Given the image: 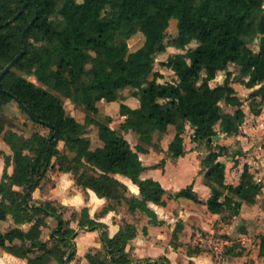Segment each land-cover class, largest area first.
<instances>
[{
  "label": "trees",
  "instance_id": "1",
  "mask_svg": "<svg viewBox=\"0 0 264 264\" xmlns=\"http://www.w3.org/2000/svg\"><path fill=\"white\" fill-rule=\"evenodd\" d=\"M55 13L63 17V25L51 22ZM174 19L178 35L167 41ZM139 31L145 43L131 52L128 42ZM254 42L258 51L250 47ZM169 46L182 51L163 62L178 81L160 82L164 76L155 72L156 60ZM231 64L239 70L235 81L253 90L251 112L264 113V0H0V135L13 152L4 155L6 167L0 181V249L27 259L28 264H48L51 259L65 264L69 253L73 259L70 239L77 230L70 227V220L51 201L33 203L34 192L57 166L71 173L77 186L108 199L102 214L126 206L159 225L150 202L165 206L167 195L201 202L192 185L168 193L158 181L141 179L147 167L140 153L156 148L154 135H166L170 126L176 127L168 149L173 158L187 153V126L193 130L192 141L205 143L209 149L201 164L212 191L207 202L211 213L230 219L239 215L244 203L257 204L263 186L250 167L244 166L237 184H227V166L220 158L229 156L230 149L214 146L217 125L229 136L238 135L247 118L244 102L232 84ZM221 71L227 72L224 83L211 86ZM32 76L37 82L29 79ZM125 89L137 90L141 101L138 108L127 104L120 108L126 117L121 129L137 134L136 149L121 132L96 117L99 103L118 101ZM258 98L263 105H257ZM67 99L85 108V124L67 114ZM13 101L33 123L50 129V134L36 132L27 140L7 129L3 107ZM222 103L235 111L224 113ZM93 124L98 126L102 146L92 143L88 128ZM60 142L68 152L59 148ZM117 174L137 184L141 198L129 196ZM9 216L16 227L5 232L1 223ZM49 217L57 220L53 246L42 237ZM25 224L30 228H22ZM78 226L101 233L103 249L87 253L89 264L136 262L127 251L138 235L135 224H123L111 237L107 224L92 219L84 208ZM260 239L259 254L264 258V235ZM226 252L234 256L235 246Z\"/></svg>",
  "mask_w": 264,
  "mask_h": 264
},
{
  "label": "rangeland",
  "instance_id": "2",
  "mask_svg": "<svg viewBox=\"0 0 264 264\" xmlns=\"http://www.w3.org/2000/svg\"><path fill=\"white\" fill-rule=\"evenodd\" d=\"M51 22L56 25H63L64 19L59 13H55L50 18ZM178 35V21L172 20L171 25L168 31L167 41L176 37ZM129 48L131 52H135L140 49L145 43V36L142 32H138L134 37L129 40ZM197 44L194 43L192 47H195ZM250 47L254 51L259 50V46L257 42L250 44ZM182 51L174 46H169L167 51L163 54H159L156 60V68L155 72L160 73L164 76V78H160V82L170 81L176 82L178 81L177 75L171 69L167 68L163 65V62L169 60V58L175 54L181 53ZM229 71L233 73V86L238 91L244 102V110L247 113V116L251 113V99L250 93L253 90H249L244 84L239 81H235L236 77L239 74L238 67L234 64H231L229 67ZM227 76V72L221 71L218 74L216 80L211 82V86L215 87L219 84H223ZM153 75L151 76V78ZM30 80L37 82L35 77H29ZM137 90L135 89H125L120 92V99L116 102L108 103L106 101H102L99 103V114L96 116L98 120L105 121L110 124V126L123 134V136L131 143L132 147L136 149V145L139 143V139L136 133L130 131L126 132L121 129V125L125 122L126 117L123 116L120 112L121 104H127L132 108H138L141 104L140 97L136 94ZM257 105H263L261 98L255 100ZM65 108L68 115L75 117L79 122L85 124L87 112L85 108L81 105L75 104L71 99L65 100ZM222 109L224 113H233L235 108L227 106L222 103ZM263 109V107L261 108ZM3 112L5 114V118L7 121V129L13 130L18 133L25 139H31L36 132H40L45 136L50 134V129L45 128L42 125L33 123L28 115L24 112V110L20 107V105L13 101L3 107ZM247 122V118L246 121ZM250 127V128H249ZM217 130L219 131L218 138H215V145H224L229 147L230 154L229 156H224L220 158V161L226 163L227 171H226V182H236L240 180L241 174L244 170V166L247 164L250 167V171L255 175L256 181L262 183L264 186V155H262L263 163L261 160H258L257 157L260 156L256 153L257 147L264 143V125L257 131V133L252 132L253 125L249 123V125L243 124L241 126L240 133L238 135H227L221 129L220 125H217ZM171 134L176 133V127L170 126ZM92 143L94 146H102L103 143L98 138V126L93 124L88 128ZM245 131H248L250 134H246ZM168 134V133H167ZM171 134H169L171 136ZM169 135L161 136L160 133H156L154 135V143L156 148H153L154 151L150 154V157L147 159V162L151 165H157L160 169L166 166L167 163L174 165L179 160H182L183 164H176L178 167V172H180V179L186 180L191 178L192 174L194 175H202L204 176V170L202 168L201 161L208 154L209 149L206 144H199L192 141L193 130L190 126L186 127L184 132L185 138V147L187 153L184 157L180 159H175L168 152V147L171 137ZM253 136L257 138V144L252 146L251 139ZM3 136L0 135V151H2L3 147ZM157 146L160 148L158 149ZM162 147H166L167 150ZM216 147V146H215ZM245 147L248 150L244 151ZM59 148L63 152H68L64 142L59 143ZM8 151L13 154L12 150L8 148ZM3 153H0V179L5 171L4 164H2V160L5 161L6 152L3 150ZM240 153V154H238ZM238 157V159H237ZM250 161V164H249ZM198 164L200 166H198ZM229 167V168H228ZM11 170V169H10ZM131 191H127L128 195L131 196ZM83 193L81 187L75 184V180L73 175L69 173V175H64L63 172L59 170V166L52 169L48 173V177L45 181H43L42 186L36 192H34V204H41L45 201H51L60 212L64 213V216L67 220H70V227H73L77 230L76 235L73 240L74 246L71 252L74 253L73 259H71V255L69 260L65 264H80L83 260V251L86 250L89 252L90 250L97 251L102 250L101 244V233L99 230H89L86 228H81L78 226V219L82 212L76 211V209L72 206H64L63 201H65L66 197H73L78 193ZM86 196V195H85ZM166 200H170L167 195ZM258 205H246V210L244 212V216H238L233 219H224L223 215H220L219 218H208L207 212L204 210L202 206H196L195 210L199 211L200 225H203V220H207L208 226H210L209 230L203 229L198 232L191 231L188 239L186 240V245L195 249L198 248L202 250V252L210 255L213 260L218 264H229V254L226 252L223 258H218L216 256V249L221 246L222 243L228 242L224 246L225 251L229 248L237 247L238 251L250 250V253H255V249H257V245L259 244L258 240L261 234H264V194H262V198L258 200ZM100 211L98 212V214ZM118 214H121L120 218L114 217V220H117L121 226L126 224L127 222L135 224V226H139L140 228L144 227L147 224V216L145 213L141 211H137L136 213H131L126 206L118 207ZM74 214L75 217L73 216ZM197 215V214H196ZM228 216V212H225L224 217ZM74 217V218H73ZM77 217V218H76ZM9 218L2 224V229L7 231L14 226L13 221H10ZM194 221V220H193ZM196 221V220H195ZM235 221V222H233ZM47 227L43 228V239L48 241L51 246L57 244L56 241L51 240L52 231L57 226V220L53 217H49L46 219ZM198 223V221H196ZM193 227V222L190 223ZM205 225V224H204ZM203 225V226H204ZM233 225H238L236 229H233ZM195 226V225H194ZM202 226V227H203ZM232 226V228H231ZM250 227V229H249ZM24 229H29L30 225L25 224L22 226ZM197 229V227H196ZM243 235L247 236V242H243ZM200 242V243H199ZM97 244H100L97 246ZM247 245V246H246ZM237 251V252H238ZM68 256L66 257V259ZM252 258L247 260L250 262ZM135 260V259H134ZM146 261V259H137L136 261ZM246 260H243L241 264H248ZM137 262V263H138ZM48 264H58V262L54 259H51Z\"/></svg>",
  "mask_w": 264,
  "mask_h": 264
},
{
  "label": "crops",
  "instance_id": "3",
  "mask_svg": "<svg viewBox=\"0 0 264 264\" xmlns=\"http://www.w3.org/2000/svg\"><path fill=\"white\" fill-rule=\"evenodd\" d=\"M249 123L253 125V128H251L252 132L257 133V131L264 125V113L260 115H256L251 112L247 116V122H245L244 124L249 125ZM245 132L246 134H250L248 133V131ZM171 133H172L171 129L169 128L168 134L166 135H169ZM175 135L176 133L171 134V136L173 137L169 135V137H171L170 141L173 140ZM3 142L4 143H3L2 151L4 150L6 152V155H12L11 152L8 151V148H10V146L4 140ZM251 142H252V146H255L258 143L256 136H253ZM162 148L167 150L166 147H162ZM247 148L245 147L244 149L245 152L246 150H248ZM153 151L154 149L150 148L148 153H140V159L143 162L144 166L147 167V170H145L141 174V179L143 180L153 179L155 181H158L159 183L162 184V186L167 190L168 193H177L182 189L192 185L194 187L195 192L199 195L201 202L196 203L186 198H178V199H170V200L167 199L166 200L167 204L165 206L150 202L149 207L156 213L157 218L161 222V224L155 225L151 223L150 222L151 218L146 215L147 224L142 228L137 226L138 235L133 241L129 243V245L127 246V251L131 254V256L133 257V259H135V261L137 259H146V261L144 262L140 260L139 262L136 261L133 264H168V261L169 264H218L213 260V258L210 255H208L205 252H202V250L198 248L193 249L186 245V240L191 234V231L198 232L199 230H201V228L206 230H209L210 228V226H208L206 222L207 220H203V225L205 224L204 226L199 224L200 219L198 217L199 214L201 213L195 210L196 206H202L204 210L207 212L206 214L208 218L211 217L217 219L220 216L219 214L211 213L208 209L207 202L212 195V191L210 187L206 185L204 176L202 175L197 176L192 174L190 180L186 179L181 181L180 179L181 175L180 172H178L179 170L176 164L179 163L183 164L182 160H179L174 165L167 163L166 166L163 167V169H160L157 168L159 166L151 165L150 163L147 162V159L150 157V154ZM256 153L260 155L257 157V159L261 160L263 163V159L261 156L264 155V143H262L257 147ZM2 164L6 166L4 160H2ZM198 166L200 165L198 164ZM8 171L11 174L14 171V166L13 165L10 166ZM64 175H69V173H64ZM2 177L0 181L2 180ZM115 177L121 180L123 183H125L129 191L132 190L131 196H136L138 198H141L139 186L133 183V181L130 178L120 174L115 175ZM238 181L239 180H237L236 182L234 181L227 182V184H237ZM260 184L263 186L262 183ZM82 190L83 193L79 192L73 197H66L65 201H63V205L72 206L76 209V211H81L84 208H88L90 217L98 222L107 224L109 228L110 236L111 237L115 236L116 233L120 230L121 225L117 223L116 219L114 220V217L120 218L121 214H118L116 211H109L108 213L102 214L103 209L109 204L108 199L99 197L93 190L90 189L88 190L82 189ZM262 194H264V186L261 195H259L258 197V200L262 198ZM258 203L259 202H257V204L255 205H258ZM244 204L240 210L239 215L234 216L233 218H237L238 216H244V212L246 210V205ZM99 211L100 213L98 214ZM9 218H11L10 221H13L14 223V226L12 228L16 227L13 218L11 216H9L8 219ZM195 220L198 221V223H196ZM190 221H192L195 226L193 225L192 227V225L189 224ZM4 222L1 223V229H2V224ZM179 223H180V228L178 227ZM235 226L237 227L238 225H233V229H236ZM247 239L248 237L243 235L242 240L244 243L247 242ZM258 242L259 244L257 245V249H255V253L253 254L250 253V250H243L242 252V251H238L237 247H235V255L229 256V264H241L243 260L247 261L249 260V258L252 259L250 260V262L247 261L248 264H264V258L261 257L259 254L260 242H261L260 238ZM101 244L103 248L102 240H101ZM99 245L100 244H97V246ZM83 252H84L83 260L80 264H89L88 259L86 258L88 252L86 250H84ZM0 264H28V260L14 256L3 249H0Z\"/></svg>",
  "mask_w": 264,
  "mask_h": 264
},
{
  "label": "water",
  "instance_id": "4",
  "mask_svg": "<svg viewBox=\"0 0 264 264\" xmlns=\"http://www.w3.org/2000/svg\"><path fill=\"white\" fill-rule=\"evenodd\" d=\"M26 31H27V30H26ZM26 31H25V33H26ZM25 33H24V38H25ZM26 51H27V45H25V52H26ZM21 56H22V54H20V55L15 59V61H13L12 63H10V64L6 67V69H5V71H4L3 74H5L7 71H9V70L13 67V65L15 64V62L18 61V60L21 58ZM3 74H2V75H3ZM24 107H25V106H24ZM215 138H218V137H215ZM70 243L73 244V240H72V239H70ZM70 255H71V253H69L68 258L66 259V262L69 260Z\"/></svg>",
  "mask_w": 264,
  "mask_h": 264
},
{
  "label": "built area",
  "instance_id": "5",
  "mask_svg": "<svg viewBox=\"0 0 264 264\" xmlns=\"http://www.w3.org/2000/svg\"><path fill=\"white\" fill-rule=\"evenodd\" d=\"M200 243V242H199ZM226 244H228V242H223L222 243V245L221 246H223V247H221V248H217L216 249V256L218 257V258H223L224 257V254H226V251H225V249H224V246L226 245Z\"/></svg>",
  "mask_w": 264,
  "mask_h": 264
}]
</instances>
